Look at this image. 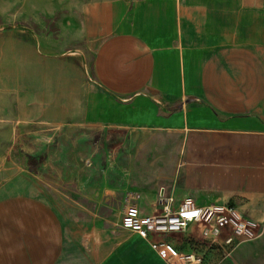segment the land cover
<instances>
[{
	"label": "crops",
	"instance_id": "1",
	"mask_svg": "<svg viewBox=\"0 0 264 264\" xmlns=\"http://www.w3.org/2000/svg\"><path fill=\"white\" fill-rule=\"evenodd\" d=\"M77 30L72 50L0 32V121L109 136L85 148L108 169L55 177L61 214L0 200V264H171L121 226L129 206L152 215L161 197L229 204L260 227L226 255L191 224L165 238L181 253L264 264V0L92 1Z\"/></svg>",
	"mask_w": 264,
	"mask_h": 264
},
{
	"label": "rangeland",
	"instance_id": "2",
	"mask_svg": "<svg viewBox=\"0 0 264 264\" xmlns=\"http://www.w3.org/2000/svg\"><path fill=\"white\" fill-rule=\"evenodd\" d=\"M92 1L99 0H0V32H34L75 49L78 23ZM4 125L0 121V200L14 195L40 200L61 214L63 192L55 177L106 174L108 168H101L98 153L85 148L102 139L110 143L109 136H67L64 127ZM64 141L72 145L66 157L59 147ZM119 218L114 219L116 223Z\"/></svg>",
	"mask_w": 264,
	"mask_h": 264
},
{
	"label": "built area",
	"instance_id": "3",
	"mask_svg": "<svg viewBox=\"0 0 264 264\" xmlns=\"http://www.w3.org/2000/svg\"><path fill=\"white\" fill-rule=\"evenodd\" d=\"M173 202L172 198L162 199L160 210L152 215H142L138 207L129 206L121 220L123 229L149 240L157 254L171 264L203 263V253L184 254L165 241L169 235L185 232L191 224L201 229L200 246L219 248L226 255L260 236L259 225L229 204L198 206L192 198H186L174 208Z\"/></svg>",
	"mask_w": 264,
	"mask_h": 264
}]
</instances>
